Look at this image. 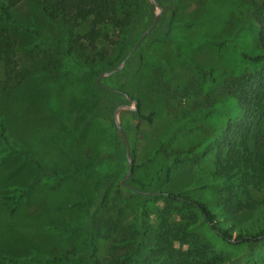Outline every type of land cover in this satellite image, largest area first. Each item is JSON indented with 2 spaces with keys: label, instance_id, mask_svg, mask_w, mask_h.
Listing matches in <instances>:
<instances>
[{
  "label": "rangeland",
  "instance_id": "rangeland-1",
  "mask_svg": "<svg viewBox=\"0 0 264 264\" xmlns=\"http://www.w3.org/2000/svg\"><path fill=\"white\" fill-rule=\"evenodd\" d=\"M128 1L135 9L137 0ZM40 4L41 0H21L10 13L41 35L4 24L14 40V70L6 72L0 65V116L8 143L21 146L41 169L53 173L40 176L26 196H10L11 186L28 185L35 167L21 153H7V146L0 141V253L20 260L9 263L0 258V264H70L51 256L84 250V233L70 232L67 227L85 220V198L93 193L103 169L91 163L113 147L116 137L115 126L95 115L92 98L96 79L113 85V78L104 77L110 73L98 77L86 64H97L99 59L103 65L115 64L121 55L119 36L81 46L80 51L67 50V38L82 34L83 28L66 32L60 20L44 16ZM249 4V0H175L166 39L129 50L126 57L134 56L132 72L120 76L121 103L128 108L118 107L115 120L121 128L131 122V130L137 129L134 163L129 155L126 158L130 166L134 165L133 178L148 182L168 163L165 154L154 153L160 143L167 152L198 143V153L173 166L162 188H186L214 206L212 138L225 126L224 111L231 117L239 114L223 84L255 69L240 56L241 51L252 54L258 50V29ZM157 9L153 6V14ZM218 40L227 43L217 50L210 41ZM126 57L116 66L121 68ZM185 60L211 67L214 78H199ZM154 77L161 79L164 89L154 85ZM137 106V114H132ZM148 113L150 122L145 118ZM128 174L130 171L123 178ZM253 197L264 201V187ZM129 206L112 194L106 214L127 225ZM148 207L154 210L159 205L152 201ZM252 215L242 211L226 219L238 225ZM150 216L155 224L157 220ZM187 232L188 241L174 243L173 256L183 250L197 258L198 264H247L243 244L223 243L198 222ZM108 234L111 237L115 233ZM97 244V254L104 256L108 241ZM257 252L254 261L264 264V244ZM75 264L85 263L79 260Z\"/></svg>",
  "mask_w": 264,
  "mask_h": 264
},
{
  "label": "trees",
  "instance_id": "trees-1",
  "mask_svg": "<svg viewBox=\"0 0 264 264\" xmlns=\"http://www.w3.org/2000/svg\"><path fill=\"white\" fill-rule=\"evenodd\" d=\"M21 0H0V65L6 72L14 70V40L8 34L4 24L40 34L36 29H28L15 19L10 9ZM162 6L155 25L147 31L134 50L143 45L166 39L171 25L173 3L175 0H154ZM250 15L255 22L258 50L249 54L240 52V56L255 69L224 82L223 87L234 100L238 115L223 112L225 126L212 138L211 179L214 186V206L205 199L190 193L186 188L175 190L162 188L170 169L183 161H189L199 150L198 143L187 149L166 151L162 143L154 153L162 152L168 158L150 181L144 182L133 178L134 165L126 159L125 144L116 127L113 147L96 156L92 165H101L93 193L85 198L87 207L85 220L67 227L70 232L82 231L84 250L75 255L66 253L52 255L51 258L68 260L70 264L83 261L85 264H198L186 251L172 255L174 243H185L187 229L196 222L203 225L221 242L229 245L245 246L243 253L247 264H256L257 249L264 244V201L253 197V193L264 187V0H249ZM125 5H128L127 7ZM128 0H41L40 9L49 20H60L67 28L81 29L82 34L67 38V50L93 45L97 41L119 36L121 55L116 63L103 65L87 63L89 71L98 75L105 70L115 68L135 46L141 33L151 24L153 5L148 0H137L135 9ZM147 8V11H146ZM218 50L226 45L227 40L210 41ZM98 55L102 56L100 52ZM129 54L121 68L104 76L113 78V85L93 84L92 98L95 115L107 118L112 126V110L124 101L120 76L132 72ZM199 78L212 80V68L197 65L185 60ZM86 63V62H85ZM157 88L165 87L161 79L154 77ZM187 90V88L185 89ZM138 105V104H137ZM137 109L132 114H137ZM148 113L145 118L151 121ZM143 117V115H142ZM123 127V126H122ZM129 122L123 127L127 139L128 155L131 163L135 158V140L137 129ZM0 141L7 146V153L18 152L28 158L35 167V176L27 186H11L10 196L22 197L28 194L31 186L43 174H51L40 168L21 146H12L7 141L3 118L0 116ZM89 164V165H91ZM130 171L126 178L124 174ZM123 178V179H122ZM116 194L130 205L131 214L127 225H122L106 214V203ZM157 202L159 208L150 210L149 202ZM252 212L253 215L242 224H235L226 219L227 215L238 212ZM157 220L152 224L151 216ZM122 227V230H121ZM108 231L115 233L109 236ZM120 231V232H119ZM108 241L104 256L97 254V242ZM0 258L14 263L15 258L0 253ZM20 261V260H19Z\"/></svg>",
  "mask_w": 264,
  "mask_h": 264
},
{
  "label": "water",
  "instance_id": "water-1",
  "mask_svg": "<svg viewBox=\"0 0 264 264\" xmlns=\"http://www.w3.org/2000/svg\"><path fill=\"white\" fill-rule=\"evenodd\" d=\"M148 2L150 4H152L154 7H157V11L154 13V16H153V19L151 21V24L141 33L140 35V38L137 40V42L135 43V46L139 43V41L144 37V35L147 33V31L155 25L156 23V20L158 18V15H159V12H160V9L162 8V6L160 4H157L154 0H148ZM124 61V59L122 60V62ZM121 65H118L116 66L115 68H113L112 70L110 71H106V72H101L98 77L100 76H103V75H106L108 73H111L112 71H116ZM118 107H123V108H128V105L125 104V103H121L117 106H115V108L113 109V116H114V126L116 127L117 131L119 132L121 138L123 139L124 141V144H125V154H126V158L128 159V150H127V143H126V137L124 135V132L121 128V126L119 125V123L115 120V114H116V110L118 109ZM129 164V163H128ZM129 168H130V164H129ZM129 173V171H128Z\"/></svg>",
  "mask_w": 264,
  "mask_h": 264
}]
</instances>
